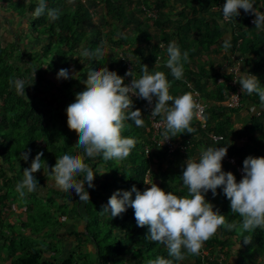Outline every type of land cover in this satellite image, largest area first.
Masks as SVG:
<instances>
[{"label": "trees", "instance_id": "obj_1", "mask_svg": "<svg viewBox=\"0 0 264 264\" xmlns=\"http://www.w3.org/2000/svg\"><path fill=\"white\" fill-rule=\"evenodd\" d=\"M200 1L201 8L198 14L206 17L216 7L222 12V6L226 2V0ZM262 1L264 4V0ZM37 2L38 0H0V13L14 17L13 19L18 20L23 26L27 25L26 34L41 45L38 51L24 50L22 54H17V43L4 47L0 39V161L10 172L9 174H12L10 176L8 171L4 170L0 180L9 191L12 188L11 185L16 186L17 182L23 179L24 169L31 166L38 153L43 152L42 165H46L49 170L54 167L57 157L82 153V150L74 147L78 142V136L67 125L66 109L75 102L77 94L85 90L84 82L87 79V73L107 67L123 77L126 82L128 69V58L122 59L118 53L110 59L104 56L100 59L86 58L82 56V53L84 50L94 51L99 43L104 42L100 29L93 28L91 25L92 10L101 6L103 13L105 12L103 15L111 18L115 27L118 28V25L121 26L128 20V17L134 18L133 14L126 9L129 0H71V2L46 0L48 9L59 10V18L55 21H50L46 13L40 18L32 16ZM137 2L141 5L142 13L143 7L151 9L150 6L155 4L160 11L162 6V0H155L154 3H150L149 0H137ZM220 14V19L223 20L222 13ZM251 16L240 11L237 18L234 17L230 22L228 21L239 31V36H236L232 43L231 56L239 55L237 60L241 57L242 60H248L250 55H254L250 59L254 71L264 75V28L256 29V25H251ZM138 23L136 35L127 39L119 37L117 41L115 37L119 34L118 30L116 33L109 30L106 34L108 40L113 42L122 54L126 55L125 53L128 52L134 55L131 63L136 78H140L142 74V65H147L149 72L153 73L152 66L161 55L157 37L150 33L145 24L140 21ZM154 23L160 25V20ZM213 24V22L210 23L211 26ZM210 25H205L209 28H205L203 35L196 36L193 48L197 45L211 53L217 51L213 49V45L217 44L218 51H222L223 47L219 44L223 43H220L217 37L222 36L223 30L219 29L214 34ZM89 30H92V41L89 43L86 41L84 47H81ZM166 41L168 42V39ZM195 42H199L200 45ZM126 45L130 48L135 47V50L125 49ZM146 46L149 48L148 51L145 49ZM229 56L230 54L224 56L223 61L218 66H213L211 71L197 64H195L196 70L191 71L187 69L189 64L186 62L184 63L185 76L181 80H176L167 67L161 69V72L167 76L170 88L175 91V87H180L178 92L169 89L171 96L179 97L188 93L190 83L205 100L212 101V104L209 103L207 112V131L200 128L194 117L191 123L194 132L181 133L180 136L173 138L190 143L191 147L186 153L169 154L166 149L154 144L152 133L149 131L148 105L143 99H134L132 110H141L145 122L143 127H136L133 121L125 120L124 122L122 135L136 141L130 156L123 161H104L101 157L85 158V163L89 164L94 171H98L93 182L95 187L88 188L85 185L90 199L83 201L85 209L82 214L77 211L84 221V231H74L69 234L77 238L78 244H91L92 250L86 254H72L69 258L60 260L55 249L46 248L29 238H18L12 240L8 246L10 253L15 249L21 253L11 264H149L150 260L158 256L173 259L168 255L165 245L147 239L148 228L137 226L133 209L128 208L122 216L115 218L100 212L117 191H131L135 186L142 192L149 187L146 184V175L153 167L156 170L151 172L152 183L177 196L188 195L187 188L181 179L185 162L189 157L198 160L201 151L209 147H228L230 155L239 157L241 166L249 156L264 157V107L261 106L259 97L255 93L252 95L245 93L240 108L229 109L225 105L228 92L232 90L229 86L232 75H229L227 69L223 67ZM234 65L233 61H229L227 67ZM61 69L69 70L68 79H58V72ZM10 78H21L27 81L25 96L16 94L15 89L9 85ZM220 79L223 80V84L219 83ZM258 79L261 87H264L263 79ZM210 83L215 86L212 90H208ZM154 100L156 103L155 97ZM249 103L263 109L262 112L259 116L253 117L241 130L234 129L233 116ZM208 133L222 135L224 140L214 143ZM254 133L259 136L258 142L253 136ZM240 137L248 139L242 146L235 144L236 139ZM23 152H30L27 161L22 159ZM222 163L223 171L233 173L238 180L236 169L224 161ZM45 171L47 172L46 167ZM100 172L104 175L100 176ZM82 178L78 177V179ZM50 179L44 175L37 180L38 187L43 186ZM210 193L206 194V200L214 206V210L225 215L226 222L239 226L241 219L238 215L231 213L230 201L223 194V189H218L215 197ZM64 196L69 197L66 193ZM134 197L135 194H133ZM9 198V194L1 195L0 204L8 201ZM69 198L75 199V197ZM39 219L41 222L38 221ZM27 220L23 227L39 233L45 229L49 218L40 205L35 213L28 214ZM2 226L0 221V228ZM245 238H250L248 244L243 242ZM235 243L240 246L235 264H258L259 260L262 261L260 264H264V230L261 229L240 234L236 230L228 231L222 228L204 244V247L206 250H216L220 247L226 255H229ZM202 252L201 250L198 256L188 255L195 260L192 264H204L205 261L209 264L227 263L209 261V258L204 260ZM173 264L189 263L184 260H173Z\"/></svg>", "mask_w": 264, "mask_h": 264}, {"label": "clouds", "instance_id": "obj_2", "mask_svg": "<svg viewBox=\"0 0 264 264\" xmlns=\"http://www.w3.org/2000/svg\"><path fill=\"white\" fill-rule=\"evenodd\" d=\"M152 1L150 0V3H153ZM241 9L255 17L253 23L256 29L264 28V12L255 7L254 0H226L222 6L221 24L237 18ZM45 13L50 21L59 18L58 9H48L46 0H38L32 16L40 18ZM159 47L164 49L165 46L161 43ZM231 47L230 37H225L223 48L226 54ZM166 53L165 66L176 80H181L184 75V63L189 62L188 51L182 53L178 44L171 41ZM103 55L102 47H97L94 51L84 50L82 53L83 57L96 59L102 58ZM121 58L124 59L123 56ZM158 62L157 57V64ZM237 65L239 73L238 78L234 80L241 85L242 93H255L264 107V87H261L259 79L247 71L241 72L240 64ZM227 73L237 75L231 67H227ZM126 75L132 77L131 83L127 85L123 77L107 67L87 73L85 90L77 94L75 102L66 109L67 125L78 136L74 147L82 150V153L57 157L50 171L46 165L42 167L43 152L38 153L30 168L24 169L23 179L15 186L20 198L37 189L39 183L34 174L46 167L47 176L51 178L53 186L66 193L75 190L80 201L89 200L85 185L88 188L95 187L93 182L98 171H94L85 163V158L101 157L104 161H123L135 148L136 141L122 135L125 120L133 121L136 127H143L145 122L141 110H132L133 96L147 101L149 105H152L153 98H156L151 117H159L163 122V143L180 136L181 133L194 132L191 123L200 106L195 102L192 93L179 97L171 96L166 74L161 71L150 73L147 65H142L140 78H136L133 71ZM59 78L68 79L69 70H59ZM26 83L27 81L21 78L9 79V85L20 96L26 95ZM252 108L255 111V106ZM259 115L260 113L256 116ZM228 153V147H209L201 151L198 160L189 157L181 177L188 191L186 196L166 192L155 183L147 184L150 186L142 192L133 186L131 191L114 193L100 213H107L115 218L122 216L128 208L133 209L137 226L148 228L147 239L165 245L168 255L173 258L158 256L150 260L149 264H173V260H184L186 254L198 256L204 244L222 228L228 231L236 230L240 234L256 229L264 230V157H247L243 161V178L237 182L233 173L223 171L222 162ZM29 155L30 152L21 153L25 161L29 159ZM218 189H223V194L230 201L231 213L240 217L239 226L226 222V216L215 211L214 206L206 200L207 193L211 192L215 197ZM243 242L248 244L250 238H245Z\"/></svg>", "mask_w": 264, "mask_h": 264}, {"label": "rangeland", "instance_id": "obj_3", "mask_svg": "<svg viewBox=\"0 0 264 264\" xmlns=\"http://www.w3.org/2000/svg\"><path fill=\"white\" fill-rule=\"evenodd\" d=\"M150 1V0H149ZM255 3H258L255 1ZM140 6L137 0H129V5L127 4V12H131L134 16L133 22L136 24L139 21L142 23H146L145 25L148 29L151 28V34L155 29L153 24L151 25V20L147 19L145 16H141L142 21L139 20V12L141 11ZM261 9V7H260ZM103 8L100 6L98 9L92 10V26L93 28L100 29L102 33V37H104V42L99 43L97 47H102L104 50V57L112 58L115 54H120L124 58L132 59L134 56L133 54H129L128 52L125 53L126 55L122 54L121 50L111 41L108 40L106 37L107 32L119 31L118 36L115 37L117 41L119 37L126 38L132 37L136 35L137 31L133 30L134 27L129 25L127 26L126 23L128 20H131V17H128V20L125 21L124 24L121 26L118 25L115 27L111 18H106L108 16H104ZM107 12V11H106ZM161 16V15H160ZM10 15H6L4 13H0V39L2 40L3 46L6 47L11 43H17V54H22L24 50L30 51H38L41 48L40 42L34 41L32 37L26 36V28L27 25H21L18 20L15 21ZM255 19V18H254ZM117 25V24H116ZM133 25V24H132ZM124 27V28H123ZM131 27V29L127 28ZM146 27V28H147ZM156 30V29H155ZM92 30L87 32V38L84 39V43L81 47H84L85 43H89L92 41ZM30 37V38H29ZM110 39V38H109ZM87 41V42H86ZM135 47H131L126 45L125 49L133 51ZM123 49V48H122ZM146 51L149 48L146 46ZM120 52V53H119ZM211 54L213 52L208 53L206 52V59H210ZM16 56V55H15ZM204 60L200 62L194 63L197 66H204L207 71H211L212 67L209 66L208 63H204ZM213 66H218L216 62L213 63ZM153 73L157 71L155 66H152ZM196 70V69H195ZM220 82V81H219ZM209 89V88H208ZM175 90H180V87H175ZM209 90H212L210 88ZM174 92V90H173ZM212 100V99H208ZM207 104H212V101H207ZM263 109H260L256 106V115L262 112ZM235 125V124H234ZM2 166V167H1ZM44 165H42L43 167ZM0 175L5 171H8L6 168L3 167L2 162L0 161ZM30 168V166L28 167ZM155 171V167L150 169L151 172ZM50 171V170H49ZM10 172L8 171V174ZM47 175V172L44 169H41L39 172L35 173V178L37 180ZM12 176V174H9ZM45 175V176H46ZM100 176L104 175V173L100 172ZM173 183V182H172ZM152 184V179H151ZM12 188L15 186L11 185ZM9 191L7 187L4 186L3 182L0 180V196L9 194L10 198L8 201H5L3 204H0V221L2 222L3 226L0 228V264H11L13 260L21 255V253L15 249L12 253L9 252L8 246L12 240L18 238H29L36 243L43 245L46 248H52L57 251V256L60 257V260H64L69 258L72 254H86L89 250H92L91 244H78L77 238L69 234L70 232L74 231H84V221L79 216L84 212V202L80 201L79 196L75 193V190H72L70 193H66L59 188L53 186L51 179L46 181L43 186H37V189L32 193H27L25 197L20 198L19 194L15 191V187ZM65 193L75 199H70L67 196H64ZM213 195L212 193H210ZM214 197V196H213ZM42 206L43 212L48 215L49 221H47L46 227L41 232H34L33 229H26L23 227V224L28 222V214L35 213L39 206ZM79 212V214L77 213ZM41 222V219L38 220ZM40 224V223H39ZM202 256L204 252H208L211 256L216 254L222 253V249L218 247L216 250L209 249L206 250L203 246L202 248ZM50 254V253H49ZM225 254V253H224ZM227 259V263L229 264L228 260L230 259L229 255H225ZM185 262L192 264L194 263V258L186 255L184 259ZM230 261V260H229ZM260 264L262 261H257Z\"/></svg>", "mask_w": 264, "mask_h": 264}, {"label": "crops", "instance_id": "obj_4", "mask_svg": "<svg viewBox=\"0 0 264 264\" xmlns=\"http://www.w3.org/2000/svg\"><path fill=\"white\" fill-rule=\"evenodd\" d=\"M255 1H257L258 3H255ZM199 3H201L200 0H163L162 1V6L160 10L161 16L159 12V19H158L160 20V25H156L154 21H151L152 22L151 25L153 24V26H155V29H156V30L154 29L153 34L157 37V42L159 44L163 43L165 46L164 49L160 48L161 55L158 57L159 58L158 64L156 62L153 65L155 66L157 71H161L162 68L166 67L165 62L167 60V53H166L167 46L169 42L175 41L179 47H182L181 49L182 53L184 51H188L189 53L188 64L189 65H187V69L191 71L192 70L195 71L196 69L194 67V63L204 60L205 61L204 63L206 64L207 62L209 65L207 67H213L214 62H216L219 65L223 61L224 59L223 57L228 56L230 54L225 64L223 65L224 69H227V64L229 61H233L235 65L240 64L241 72L247 71L250 74L256 76L257 78L263 79V82H264V75L258 74L254 71L253 63L250 60L254 57V55H250V58L248 60L247 59L242 60V57L240 58V60H237L238 57L240 56L239 55L235 57L231 56L232 47L229 50V53L226 54L224 51V48L222 51H218V45L214 44L213 49H217V51L211 54L210 59H206V52H208L207 50L201 49V47L197 45L195 46V48H193V45H194L193 42L196 39V36H199L200 34L203 35L205 28H209V27H206L205 25H210L211 22L214 23L213 26L210 25L211 26L210 28L214 30V34H216V31H219V29L223 30L222 36L217 37L220 43H223L225 37H230L231 44H232L236 36H239L238 28H234V26H232L231 23H229L228 21H224L223 24H221L222 19H220V16H221L220 13L222 12L219 10L218 7L214 8V10H212V12L208 14V17L199 15L198 13L200 12V8H201ZM254 4L258 10L263 12L264 4L262 0L260 1L254 0ZM193 10H195V12H193ZM240 11L241 13H245L242 9ZM129 13L131 14L130 11ZM140 14L142 16L143 13L139 12V15H138L140 18L139 20L142 21ZM251 17H252L251 19L255 18L254 16H251ZM136 24H139V23H136ZM136 24L133 22L132 18L131 20H128V22L126 23L127 26L129 25L133 26L134 27L133 30L135 31L138 30L137 29L138 25ZM253 25L255 26V24ZM127 28L131 29V27H127ZM149 31L151 32V28L149 29ZM167 39H168V42L166 41ZM195 43L200 45L199 42H195ZM219 46L223 47V44H219ZM184 76L185 75H183V78ZM219 81L221 82L223 80L220 79ZM208 88L213 89L215 88V86L213 83H210ZM169 89L170 91L173 90L172 88H170V86H169ZM174 92H178V91L175 90ZM252 106L254 105L250 103L243 106L242 109H240V111L233 116V126H234L233 128L234 129L241 130V128L245 124L250 123L251 119L256 116V111H253ZM255 110H256V106H255ZM253 136L255 137L256 142H258L259 140L258 134L254 133ZM247 140L248 139L245 137H240L239 139H236L235 144L242 146L247 142ZM239 251H240V246L238 243H235L233 249L229 251V257H230L229 263L230 264L236 263L238 259Z\"/></svg>", "mask_w": 264, "mask_h": 264}, {"label": "built area", "instance_id": "obj_5", "mask_svg": "<svg viewBox=\"0 0 264 264\" xmlns=\"http://www.w3.org/2000/svg\"><path fill=\"white\" fill-rule=\"evenodd\" d=\"M151 9H148L146 7H143V13L144 16L147 19H150L151 21H156L159 18V9L155 6V5H151L150 6ZM263 12H264V8H263ZM253 20H250V23L253 25ZM128 62V69H127V73L129 71L133 70V65H132V61L127 59ZM233 69L234 72L237 73V75L235 76V74H231L232 75V80L229 82V86L232 88L231 91L228 92V98L226 100V106L229 109H238L242 106V100L244 97V94L241 91V87L239 86L240 84L236 83L234 79L238 78V73H239V68L237 65H234L233 67H231ZM132 80V77L127 76L126 75V82L125 84H130ZM188 93H192L193 98L195 100V102L200 106L199 108V112L198 114L195 116L197 122L199 123V126L202 130H207L208 129V120H207V112L209 109V105L207 104V102L203 99V97L201 96V94L194 89V87L192 85H189V92ZM233 95H236L238 97H233ZM132 99H138L137 97L133 96ZM147 105H148V113L150 115L149 120H150V129L149 131L152 133V141L154 142V144L162 149H166L168 151L169 154H174L177 152L180 153H186L189 148L191 147L189 142H184L182 141V139H171L168 141H165L163 143V137H162V132L164 131V125L163 122L161 121V119L159 117L153 119L151 117V112L152 109L154 107L155 104V100L153 98V104L149 105L148 102L146 101ZM209 138L212 139V141L214 143H220L221 141L224 140L223 136L217 135L216 133H211L209 134ZM147 153L149 154V151H147ZM225 163L229 164L230 166L234 167L237 171L238 174V180L237 182H239L242 178H243V166L240 165V159L236 156H232L229 153L227 154V156L224 158L223 160ZM151 179H152V175H151V171H148L147 175H146V184H151ZM150 186V185H148ZM222 253L216 254L214 256H211L210 254H208V252H204L203 253V259L205 260L206 258H209V261H216L219 263H224L226 262V257L224 254L225 252H223V250L221 251ZM204 264H209L207 261L204 262Z\"/></svg>", "mask_w": 264, "mask_h": 264}, {"label": "bare ground", "instance_id": "obj_6", "mask_svg": "<svg viewBox=\"0 0 264 264\" xmlns=\"http://www.w3.org/2000/svg\"><path fill=\"white\" fill-rule=\"evenodd\" d=\"M163 1V0H162ZM154 2V1H153ZM155 5V4H154ZM171 5V4H170ZM184 9V8H183ZM183 9H182V11H183ZM28 36V35H27ZM30 38V37H29Z\"/></svg>", "mask_w": 264, "mask_h": 264}]
</instances>
